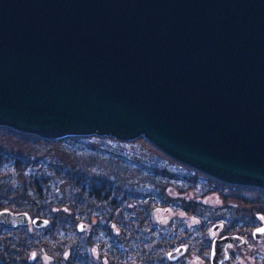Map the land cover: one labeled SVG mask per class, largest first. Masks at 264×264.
Returning a JSON list of instances; mask_svg holds the SVG:
<instances>
[{"label":"water","instance_id":"95a60500","mask_svg":"<svg viewBox=\"0 0 264 264\" xmlns=\"http://www.w3.org/2000/svg\"><path fill=\"white\" fill-rule=\"evenodd\" d=\"M0 127L142 137L218 182L264 189V0H0ZM48 222L0 210L8 227ZM243 242L213 238L211 263Z\"/></svg>","mask_w":264,"mask_h":264},{"label":"trees","instance_id":"16d2710c","mask_svg":"<svg viewBox=\"0 0 264 264\" xmlns=\"http://www.w3.org/2000/svg\"><path fill=\"white\" fill-rule=\"evenodd\" d=\"M10 130L0 127V210L28 212L49 222L32 230L0 223V264H36L32 247H43L60 262L70 251L68 261L76 264L81 243L74 222L87 215L101 219L105 212H113V223L129 247L124 261L118 259L116 264L141 263L149 258L154 236L146 228L151 225L154 206L180 208L201 219L203 230L208 222H215L222 234L247 238V232L261 224L259 216L264 217V189L218 182L171 159L145 138L140 137L145 143L133 141L129 151L119 140L115 145L90 143L97 136L49 141L22 133L31 139L11 140L6 134ZM7 140L17 145H9ZM198 186L201 198L219 192L225 201L213 206L189 197ZM166 232L164 252L177 239V234ZM140 236H148V241L139 240Z\"/></svg>","mask_w":264,"mask_h":264},{"label":"rangeland","instance_id":"374dc122","mask_svg":"<svg viewBox=\"0 0 264 264\" xmlns=\"http://www.w3.org/2000/svg\"><path fill=\"white\" fill-rule=\"evenodd\" d=\"M6 134H8V139H20V138H28L27 135H24L19 132L15 131H6ZM93 138V137H87ZM101 139L103 142H101ZM11 140H7L6 143L9 145L16 146L17 144ZM135 140H140V142H143L142 139L137 138ZM133 140V141H135ZM118 140H115L114 138L108 137V138H93V141L90 142L94 145H115L113 143H116ZM121 142L123 143V148L126 150L131 151L133 149L132 142ZM145 143V142H143ZM202 193V188L197 187L194 188L189 197H196L195 199L201 200L203 203L211 204L213 206H218L225 201V198L223 195H221L219 192H215L212 194H209L205 196L204 198H201L199 195ZM228 200V199H227ZM232 201V200H229ZM159 208L155 210L154 217L159 222L160 225H163L164 230H167V234L171 235L172 233L177 234V239L173 242L186 245V252L184 255L180 257L181 262L180 264H209L205 258L208 256V250L205 249V246L210 241V239H213L214 237H219V235L222 233L220 228L217 227L215 230L212 229V225L215 224V222H208L207 228L203 230L202 227V220L196 218L195 216L191 215L190 213H187L183 211L180 208H174L170 205H158ZM241 206V205H240ZM246 208H251L248 205H242ZM157 207V206H155ZM169 208V209H167ZM78 223V222H77ZM77 223L74 222V226H77ZM218 223V222H217ZM218 224H221L220 222ZM185 229L192 230L191 233L184 234L182 231ZM32 230V229H29ZM252 230L248 231L247 234H249V237H246V241H244L239 246H231L229 249L230 251V261H228L226 264H257V256L260 255L264 248V240H254L251 236ZM174 243L173 246L176 245ZM31 255L35 256L32 257L35 259L34 261L36 264H60V259L53 258L49 253L42 247L41 249L32 247ZM166 258V256H165ZM135 264H141L139 262H136Z\"/></svg>","mask_w":264,"mask_h":264},{"label":"flooded vegetation","instance_id":"af4514ba","mask_svg":"<svg viewBox=\"0 0 264 264\" xmlns=\"http://www.w3.org/2000/svg\"><path fill=\"white\" fill-rule=\"evenodd\" d=\"M156 208L158 209L159 206L157 207L154 206L152 215H154ZM29 215L31 219L37 217L31 214ZM153 219H156V217L154 216L152 217L151 225L147 226L146 228L147 232L148 231L152 232L151 237L154 236L150 240L152 241L150 255H149V258L148 259L145 258L141 262V264H180L181 262L180 257L184 255V253L186 252V245L177 243L175 246L168 248L167 251L164 252V235H163L164 228H163V225H160L157 220L153 221ZM115 220L116 218H114L113 212L112 214H109V215H107V213L105 212V216L101 219H98L96 217L88 218V215H87L84 217L82 216V219L77 221L78 223L76 222L77 226L78 224L84 225L83 226L84 228L81 230H79L77 226L75 227L76 230L79 232L77 236L79 237V240L81 243L78 248V252H77L76 264H91L93 262H95L96 264H116V261L118 259L124 261L123 259L124 252L127 253V250L129 247L122 241L123 239L122 233H120L117 230L115 224L113 223V221ZM107 225H109V229L107 228ZM151 226L153 227L150 228ZM18 227H28V229H34V228L41 229L42 228V227L36 228L33 226L32 223H30L29 225H20V226H16L13 228H18ZM213 227H215L216 229L217 227L219 228L220 225H213L212 229ZM227 234H234V233H227ZM223 235H226V233L225 234L221 233L219 237ZM242 237L244 238V241H246L247 236L243 235ZM138 239L141 241H148V236L146 237L140 236L138 237ZM92 240L96 242L94 245L91 243ZM211 241L212 239H210V241L205 246V249L208 250V256L205 258V260L209 264H212L210 260ZM128 243L130 245L131 241L129 240ZM148 243L149 242H147V244ZM181 245L184 246L183 254L175 261L169 260V258L167 257L168 252L174 250L176 247L181 246ZM231 246H234V245L232 244L227 245V251L229 254V258L227 260L222 261L221 264H226L228 261H230L229 259H230L231 254L228 248H230ZM69 253L70 251L69 252L67 251V255H65L64 258H62L64 261V264H72L70 261H68ZM32 257H35V256L32 255ZM257 258H258L257 264H264V253L261 252L259 257ZM63 261H61L60 263H62Z\"/></svg>","mask_w":264,"mask_h":264},{"label":"snow or ice","instance_id":"6c2138e0","mask_svg":"<svg viewBox=\"0 0 264 264\" xmlns=\"http://www.w3.org/2000/svg\"><path fill=\"white\" fill-rule=\"evenodd\" d=\"M258 231H264V229H260V230H258Z\"/></svg>","mask_w":264,"mask_h":264}]
</instances>
